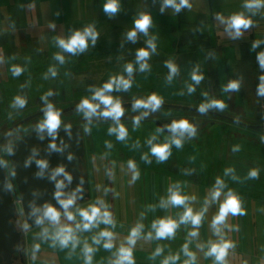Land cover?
<instances>
[{
    "label": "rangeland",
    "instance_id": "374dc122",
    "mask_svg": "<svg viewBox=\"0 0 264 264\" xmlns=\"http://www.w3.org/2000/svg\"><path fill=\"white\" fill-rule=\"evenodd\" d=\"M93 1H95L94 4H88V0H7L9 7L0 9V84H2V81L6 84V87L0 86V90H6L8 85H10L9 90H14L17 94L19 87L21 94L19 99L25 101L24 106L21 107V115L17 116L15 114L12 115L13 110L10 108L13 105L4 107L0 102V134L14 120L20 119L26 114L34 115L43 112L47 104L53 105L57 111L69 107H77L82 99H91L96 89L101 88L112 78H121L120 76L128 80L131 86L127 90L114 89L109 95L114 99H118L121 105L134 103L136 100H147L152 95L160 98L161 104L195 109H200L201 104L220 100L225 104L222 110L209 108L207 111L227 116L243 123H249L251 126H257L259 122L261 125L264 124V95L260 94L261 85H264V80L262 79L264 74L259 71L256 80L249 77L250 81H256L254 85L248 83V79L239 80L236 77L237 71L240 68L244 69L242 63V66L241 64L239 66L231 64L236 59L237 62L235 63L239 62L242 58L240 55L242 52H244V55L251 53L258 59L261 54H264V7L248 8L245 6L247 0H200L201 3L198 4L199 7H196L194 12L186 9L182 11L181 15H178L174 8L159 4L152 12L141 10V15L145 14L151 18L147 33L137 30V35L143 39H138V41L135 39L125 40L124 42L131 44L129 49L135 48L147 51L149 53L148 57L145 60H138V57L134 56L122 67L125 71L104 76V81L102 82L89 81L85 85L87 87L79 88L80 86L67 83L65 80L67 74L61 73L66 72L64 49L60 48L56 42L52 41L51 45L48 40H39V38L52 27L65 32V40H68L66 37H70L67 35L73 29L77 30V32H82L83 29L92 26L94 31L102 28L106 35L115 33V28H124L121 16H105L104 8L100 4L97 5V0ZM122 1L125 2L126 7L121 6L118 11L131 10L130 2L132 0ZM128 1L130 2L126 3ZM212 1L222 2L223 4L209 8L208 6ZM69 2L71 3L69 4ZM225 2H230L232 5L224 6ZM153 12H156V14H153ZM186 12L193 19L191 21L193 25L190 28V25L184 24L188 18ZM18 13L21 15L20 21L17 17ZM237 15H242L243 18L251 21V25L248 28L240 29L239 36H236L235 29L230 27L231 18ZM194 26L195 30L199 32L198 34H202L201 38L198 36L188 38L189 36L184 37L181 33H177L178 30H192ZM21 31H29V38L32 42L21 40ZM181 36H183L182 39L180 38ZM236 40L238 41L237 43L245 44L243 45L244 48H235L233 41ZM112 42L115 43V41ZM149 42L155 46L154 50L149 46ZM248 45L249 49H247ZM51 48H53L52 51L50 50ZM5 51L10 52L11 65H9V58L1 55ZM136 52L138 54L139 51L136 50ZM57 55L63 57V62L56 59ZM67 58L68 61H72V57ZM86 61L87 68L94 66L91 58H85ZM142 64L147 65L143 70L141 69ZM169 64L176 68L174 74L170 71ZM128 65L132 66L133 70L131 73L126 71ZM224 69L235 70L226 72L223 71ZM53 73H55L56 77ZM193 74L202 77L198 84L192 79ZM251 77H255L254 74ZM231 83H236L238 88L230 89L228 86ZM190 87L194 91L189 92ZM48 93H51V95H47ZM45 96H47L46 101L44 99ZM93 102L95 103V101ZM123 109L124 115L120 118L119 124L126 129V138L119 140L117 133H109L110 128L117 127L116 122L110 118L111 123H106L104 126L98 125L92 129L93 138L100 142V144L94 143L93 148L99 149L100 147L101 149V147L105 146L108 149L107 152L94 161V155L97 152L91 153L88 151L87 153L85 150L84 158L89 164H92V170L97 172L100 171L97 168L101 161L109 160L115 163L116 172H118L117 176L121 178V186L117 188V194H120L123 198L124 188L128 189L129 194L133 188L134 175L138 173L137 178H140V172L130 168L129 162H133L136 167L144 166L143 162L146 159H143L142 162L140 154L142 153L144 158L151 153L152 145H159L154 140L159 133L155 128V122H152V116L159 122H163L167 127L173 121L187 120L195 128V133L197 130L209 128L213 123H216L199 138L200 144L203 146L201 152L196 153L195 150L194 158L190 157V154L188 155L190 157L189 160L192 162L195 156L199 155L198 159L200 161L210 164L211 160H215L219 139L220 145L231 146L237 153L241 152L239 159L242 160L243 166L238 170V173L230 171V176L242 182V189L238 190L239 187L234 186V190L227 191L226 194L229 192L234 194L238 198L244 213L246 215L249 213L253 217L257 214L259 216V225L261 227L264 226V199H260L261 196H264V178L262 174L264 168H262L261 163L258 168L255 166L257 160H264V129H249L225 119L179 109L159 108L156 111L144 108L137 110L133 108ZM145 112L147 115H144ZM8 113H10V117ZM137 117H140L138 124L135 123ZM59 118V128L65 127V125L72 122L80 121L83 123L80 125L87 129L85 126L88 124L85 123L90 121V119L85 118L84 112L81 110L60 114ZM98 118L103 119L104 117L96 115L91 117V120ZM148 118L150 120H147ZM124 119L130 120L122 121ZM43 120L44 115L33 118L21 126V132L38 127ZM201 132L199 131L198 134ZM232 132L250 137L251 140L247 141L246 138H242ZM149 140L152 141V145L148 143ZM113 149H117V152H121V155L114 153ZM223 149L219 159L221 160V166L224 162ZM231 156L232 159L235 158L234 155ZM157 168L158 171L163 170L160 165ZM170 169L177 171L179 162H175ZM205 169L208 170L207 167ZM221 170L222 168L219 169V172ZM252 172H256V175L252 176ZM122 175L127 176L125 186L122 183ZM148 176L150 179L149 174ZM186 176L187 178L192 177L194 187L190 188L189 191H184V193L190 192L194 197L196 193L199 194L198 185H202L204 189H207L205 180L199 178V176H196L195 179L193 178L194 174ZM90 180L94 182L100 181V179L94 178H90ZM167 184L166 188L178 190L174 183L167 182ZM206 191L210 193L209 190ZM91 192L92 195H96L93 190ZM139 195H141L140 191H138V197ZM244 195L248 198L245 197L243 200L241 197ZM129 199L130 197L127 201L128 209L132 206ZM120 202L122 205L120 208L123 211L125 209V200ZM101 203L107 205L106 200L99 198L98 195L91 198V204L100 205ZM74 216L75 220L69 221L64 213H61L59 224H53L48 220L36 228L26 229L23 233L24 253H22V257L24 263L26 261L27 264H58L54 260L56 256L76 257L72 251H75L77 246L73 248L69 247L71 245L69 244L68 247L62 248L58 241L52 239L60 227L69 226L73 228L74 226L75 229V225L81 222V217L76 214ZM251 223L256 224L254 218ZM74 234L80 239L76 232ZM96 234L98 235L99 233L96 231ZM36 241L40 243L41 248L34 247V242ZM91 263L93 264L94 260H91Z\"/></svg>",
    "mask_w": 264,
    "mask_h": 264
},
{
    "label": "crops",
    "instance_id": "0c3cea01",
    "mask_svg": "<svg viewBox=\"0 0 264 264\" xmlns=\"http://www.w3.org/2000/svg\"><path fill=\"white\" fill-rule=\"evenodd\" d=\"M91 1L93 0H88L87 3H95V1L92 3ZM107 2L108 0H97V5L100 4L104 8V5ZM129 2L130 1L126 3ZM178 2L179 0H177V3ZM70 3L71 2H69V4ZM200 3V0H189L190 7L182 8L180 12H178V15H181L182 11L186 9L194 12L196 7H199L198 4ZM17 4L19 6V2ZM130 4L131 10L129 11L119 10L115 14H109L104 11L105 16H121L123 21L122 26L124 28H115V33L106 35L104 34L103 29L99 28L98 30H95V33L97 34L95 42L93 43V41L89 38L87 42L88 46L83 52L78 51L73 54L64 50L66 57V72L61 73L67 74V78L65 79L67 83L74 86H80L79 88H84L89 81L102 82L104 81V76L125 71L122 67L125 66L131 58L137 56L136 50L139 51L141 49H129L131 44L124 41L130 40L128 39V33L134 30L136 31V37L134 39L137 41L138 39H143L141 36L137 35L135 21L140 18L142 13L141 10H148V12H152L154 8H157L158 4L164 6V0H132ZM221 4L223 3L212 1L208 7H218ZM224 4V6L232 5L230 2H225ZM118 5L119 9L121 6L126 7L125 2L122 0H118ZM7 7H9L7 0H0V9ZM153 14H156V12H153ZM186 14L188 18L184 24L190 25V28L193 25L191 23L193 19L187 12ZM17 17L20 21V13L17 14ZM89 28L93 29L92 26ZM84 30L85 29H83L81 33H83ZM76 32L77 30L73 29L67 35L70 37H66V39H70ZM177 33H181L184 37L189 36L188 38H193L195 36L201 38L202 36V34H198L199 32L195 30V26L192 30H178ZM64 36H66L65 32L61 29H57L56 27H52L48 32L43 34L39 40L45 39L48 40L49 43L52 41L57 43V40L64 39ZM183 36L180 38L182 39ZM21 40L31 41L29 38V31H21ZM112 41H115V43ZM119 41L120 43H118ZM233 42L235 48H244L243 45L245 44L237 43V40ZM250 43L252 45V41ZM247 49H249V45ZM50 50L52 51L53 48ZM105 50H107L106 53H104ZM243 53L244 52L240 54L242 57L244 56ZM247 56L255 59L256 66L261 64L258 63L260 59H258L255 55L248 53ZM67 57H72V61H68ZM87 57L91 58L93 61L94 66L91 68H87V61L85 62V58ZM232 62L231 64L237 65V63H235L237 62V59ZM230 70L231 69H224L223 71L230 72ZM233 70L235 69H232L231 71ZM152 118L153 120H156L154 119V116H152ZM124 120L126 121L130 119ZM147 120L150 119L148 118ZM215 124L216 123H213L211 126H214ZM211 126L209 128H211ZM209 128L203 129L200 134L197 133L198 135L196 138H191L192 136L185 134L182 138L184 142H182V146L179 148L176 147L175 144L171 143L173 137L165 138L161 136L160 133L156 135L154 140L157 144L162 145L168 143L170 145V155L167 160L158 162L157 158L153 156L152 153L148 154L144 158L141 153L142 162L143 159H146L143 162L144 166H135L133 168L135 171L140 172V178L133 180V188L130 190L129 194L128 189L124 188L123 198L120 194H117V188L121 186V178L120 176H117L118 172H116L117 168L115 167V163L109 160L105 162L101 161V164L97 168L100 169V171L97 172L95 170L93 171L91 168L92 164L87 162L88 168L92 170V177L100 179L97 183L102 184L103 186L101 187H104L103 189L98 187V197L106 200L107 208L112 214V220L114 221L115 227L113 225H105L101 223L98 227H93L89 231H83L81 229H74L73 226L74 232H76L78 237H80L75 251H72L76 257L69 258L56 256L54 260L58 264H85L84 246L87 244L93 249V252L91 253V260H94L93 264H113V262L117 259L118 249L121 245L127 246L126 241L131 230L137 225H142L141 235L136 240V243L132 248L134 264H163L165 259L175 256H178L179 259L170 261V264H184V261L188 259L183 252L185 244L188 245V250L195 254V264H215V258L212 256H206V253L210 246V242L218 243L221 236L223 239L230 241L233 244V247L228 250V255L225 258L227 264H264V226L261 227L259 225V216L257 214H255L254 217L252 215L250 216L249 213L247 215L245 213L243 215L229 214L224 224L220 225L221 236H217L214 232L212 221L219 211L220 204L224 201L227 195L226 192L233 191L234 186H238V190L242 189V182L233 179L232 176H230V171L238 173V170L241 169L243 165L242 160L239 159V154L241 152L237 153L231 148V146L225 147L222 144L220 145V139L216 147L215 160H211L210 164L202 160L200 161L198 159L200 156L197 154L192 162L189 160L191 156L194 158L195 150L196 153L201 152V148L203 146L200 144L199 138L202 137ZM232 133L239 135L242 138H246L247 141L251 140L250 137H245V135L238 134L237 132ZM93 141L100 144V142L94 138ZM222 149L224 150V162L221 166V160L219 159L222 155ZM107 150L108 149H106L105 146L101 147V149L100 147L99 149L91 147L86 149V152H97V154L94 155L95 161L96 158H101V155L107 152ZM113 152L121 155V152L118 153L117 149H113ZM189 154L190 157L188 156ZM231 155H234L235 158L232 159ZM175 162H179V169L177 171L170 169L173 167ZM260 163L262 168H264V160H257L255 166L258 168ZM157 165H160L163 170L161 169L162 171H158ZM204 167H207L208 170ZM221 168L222 170L219 172V169ZM148 174L150 175V179ZM191 174H194V179L196 176H199V178L205 180L207 185V189H204L202 185L196 184L198 185L199 194L196 193L194 197L190 192L184 193V191H189L190 188L194 187V180H192V177L187 178L186 176ZM262 174L264 178V171ZM126 181L127 176L122 175V183L124 186L127 183ZM217 181H220V184H218ZM167 182L174 183V186L176 185L181 195L189 197L190 199L187 201V206L191 207L194 213L203 212V217L198 227H194L191 223L179 224V227L176 229L172 238L156 239L155 231L152 228L154 221L163 218H171L179 221L181 215L185 211V206H172L170 204L162 206L161 201H167L169 196V189L166 188V186H168ZM217 188H221V195L219 198L213 199L212 194ZM206 190H209L211 194L207 193ZM138 191H140L141 194L139 197ZM129 197V200L132 203L130 209L127 208V201ZM245 197L246 195L241 198L244 200ZM260 199H264V196H261ZM121 200H125V209L123 211H121L122 209L120 208L122 206L120 202ZM89 205H92L90 197L80 204L77 203L76 205L71 206L69 211L78 215L79 209L87 208ZM60 213H64V210ZM253 218L256 223L255 225L251 223ZM103 230H108L112 233L113 247L111 249L104 248L103 239L100 244L93 243V237L98 236L96 231L100 233ZM192 231H196L198 234L196 236H191L190 232ZM150 232L152 233V238L149 239L148 234ZM37 246L38 248H41L38 241L34 242V247L37 248ZM70 246L72 247V245H69V247ZM157 248L161 249L159 255H156ZM22 251L24 253V245ZM19 264L27 263L26 261L24 263V259L22 257Z\"/></svg>",
    "mask_w": 264,
    "mask_h": 264
},
{
    "label": "clouds",
    "instance_id": "9594fccd",
    "mask_svg": "<svg viewBox=\"0 0 264 264\" xmlns=\"http://www.w3.org/2000/svg\"><path fill=\"white\" fill-rule=\"evenodd\" d=\"M165 7H172L175 9L176 12H180L182 8L190 7L189 0H164ZM248 8H259L264 7V0H247L245 5ZM118 0H108V2L104 5V11L109 14H115L118 11ZM151 24V18L148 15L142 14L139 19L135 21V29L147 33V30ZM251 25V21L243 18L242 15H237L231 18L230 20V27L235 29V35H240L241 28H248ZM136 37V31H131L128 33V39L134 40ZM91 39L93 43L97 38V34L92 28H86L83 33L76 32L70 39H58L57 43L60 48L64 49L67 52L75 54L76 52H83L88 46V39ZM149 46L153 48L154 45L149 42ZM149 53L143 49L139 50L137 57L138 60H145L148 57ZM57 60L63 62V57L60 55L56 56ZM261 66L264 67V54H261L259 57ZM146 64L141 65V69L143 70L146 68ZM168 67L170 71L174 74L176 72V68L169 64ZM132 66L128 65L126 71L128 73L132 72ZM55 75V73H53ZM192 79L198 84L202 79L201 76L193 74ZM264 79V78H262ZM130 82L128 80L121 78H112L107 83H105L101 88L96 89L94 91L93 96L91 99L85 98L82 99L80 104L78 105V109L84 112V116L86 119H90L93 116L99 115L104 118H111L114 122H116V128H110L109 133H117V138L119 140H123L126 138V129L123 125L119 124L120 118L124 115V109L121 105V102L118 99H114L109 93H111L114 89L115 90H127L130 87ZM230 89H237L238 85L236 83H231L228 86ZM194 91L193 88H189V92ZM260 94L264 95V85H261ZM47 95H51L48 93ZM45 101L47 100V96L44 97ZM95 101V103L93 102ZM17 104L20 107H23L25 101L17 98ZM161 99L158 98L156 95H152L148 97L147 100H136L133 104V109L137 110L140 108L144 109H151L152 111H156L161 106ZM101 105H103V111L98 112ZM225 104L223 101L220 100H213L208 104H201L200 111L205 112L209 108H217L223 109ZM44 120L43 122L38 125V131L44 132L47 131L49 136H53L57 129L60 126V118L59 112L54 109L53 105L47 104L46 109L44 110ZM144 115H147L145 112ZM140 117L135 119V123L138 124ZM168 131L173 134V139L171 141L172 144H175L176 147L182 146V138L187 134L188 136L195 135V128L187 121V120H180V121H173L171 125L168 126ZM152 145V141L149 140L148 142ZM53 150L56 149V145L52 144L50 146ZM170 145L168 143L162 145H152L151 146V153L153 156L157 158L158 162H163L167 160L168 156L170 155L169 152ZM71 159V157H69ZM38 167L41 169L40 172L37 173V176L43 175V170L47 168L46 161H37ZM129 167L134 168L135 165L133 162H129ZM63 175L64 178L70 183L72 177L65 172L63 167H59L55 170L53 176L51 177L55 180L56 176ZM252 176L256 175V172L251 173ZM138 177V173H136L133 179ZM220 184V181H217ZM58 189L56 193V197L59 200L62 193L59 189L64 187L63 181H59L56 184ZM213 199L219 198L221 195V191L217 188L213 192ZM190 198L187 196H183L180 194L178 190L169 189V196L167 201H161L162 206L172 205V206H185V211L181 215L179 221L173 220L171 218H163L157 221H154L152 224V228L155 231V238L156 239H165V238H172L175 234L176 229L179 227V224H186L191 223L194 227H198L201 223V219L203 217V212L194 213L191 207L187 206V201ZM60 203L64 209V215L69 221L75 220L74 214L69 211L70 207L75 203V194L70 196L68 199L60 200ZM243 215L244 212L241 209L240 202L238 198L229 192L224 201L220 204L219 211L217 215L213 218L212 227L214 232L217 236H221V228L220 225L224 224L228 215ZM78 215L81 217V222L75 225L76 229H82L84 231H88L93 227H98L99 224L103 223L105 225H113L114 221L112 220V214L108 210L107 205H96L92 204L89 205L87 208L79 209ZM44 216L48 218L50 222L53 224H59L61 213L58 212L51 206H45L44 208ZM37 223H41L40 219H37ZM142 225H137L134 227L129 237L127 238L126 244L127 246L121 245L118 249L117 259L113 262V264H134L132 248L136 243V240L141 235ZM198 233L196 231L190 232L191 236H196ZM148 238H152V233L148 234ZM54 241H58L59 245L62 248L68 247L69 244L72 245L73 248L77 246L79 243L78 238L74 234V229L69 226L60 227L55 235L52 237ZM104 240V248L111 249L113 247L112 243V233L108 230L101 231L97 237H93L94 244H100L101 240ZM233 247V244L230 241L221 239L218 243L210 242V246L206 253V256H212L215 258V264H227L226 256L228 255V250ZM38 248V246H37ZM161 249L157 248L156 255L160 254ZM93 249L85 244L84 246V254H85V264H91V253ZM184 254L188 257L187 260L184 261V264H195V254L188 250V245L185 244L183 247ZM179 259L178 256L169 257L163 261V264H170V261H175Z\"/></svg>",
    "mask_w": 264,
    "mask_h": 264
},
{
    "label": "water",
    "instance_id": "95a60500",
    "mask_svg": "<svg viewBox=\"0 0 264 264\" xmlns=\"http://www.w3.org/2000/svg\"><path fill=\"white\" fill-rule=\"evenodd\" d=\"M133 104H122V107L133 108ZM160 108L204 113L205 115L228 120L245 128L264 129V125L251 126L227 116L209 111L201 112L195 108L167 104H161ZM76 110H79L78 106L69 107L58 112L59 114H65ZM103 110V107L98 109V111ZM44 114L43 111L28 116L15 126L22 125ZM155 126L162 131H168L158 123H155ZM182 142L184 141L182 140ZM52 144L56 145L55 150L50 147ZM83 147L82 129L79 126L60 127L53 136H49L47 131L39 132L38 130L25 135L8 152L9 178L14 182L17 190L14 195L9 188L6 173L0 160V254L6 252L8 255H12L14 245H18L19 239H21V245H24V242H22L24 228L33 229L48 221V218L44 216L45 206H51L61 212L64 209L60 200L68 199L75 194V198L80 197L77 202L80 204L89 197L88 194L84 193L88 189V180L80 176L76 169V163L83 156ZM41 160L47 162V168L43 170V175L38 177L37 173L41 169L38 167L37 161ZM59 167H63L65 172L72 177L70 183L63 175L56 176L55 180L51 178ZM59 181H63L64 187L59 189L62 195L58 200L56 197L58 191L56 184ZM18 213L21 215V231L17 230L14 225V222L18 220ZM37 219H40L41 223H37Z\"/></svg>",
    "mask_w": 264,
    "mask_h": 264
},
{
    "label": "flooded vegetation",
    "instance_id": "af4514ba",
    "mask_svg": "<svg viewBox=\"0 0 264 264\" xmlns=\"http://www.w3.org/2000/svg\"><path fill=\"white\" fill-rule=\"evenodd\" d=\"M9 53L10 52L5 51V52L1 53V55L7 56L9 58ZM8 60L10 62L9 65H11L10 58ZM40 66H41V62H40ZM0 86L6 87L3 84H0ZM20 95L21 94L19 92V87L17 89V94L14 92V90H11V91L9 90L8 92H7V90H4V91L0 90V102H1V104L2 103L6 104L5 107H8L9 105H13V107L10 108L11 110H13L12 115H14V114L16 116L21 115V107L16 102L17 98H19ZM101 107H103V106H101ZM98 112H100V111H98ZM29 115H31V114H26L25 116L21 117L20 119L14 120L10 125L5 127L2 131V133L0 134V160L3 164L4 170L6 173V178L8 180V185H9V188H10L13 195H14V193L15 194L17 193V190H16L14 182H12V180L9 178L10 170H9L8 152L12 148V146L15 145L19 140H21V138H23L25 135L38 130V127H35L33 129L27 130L25 132H21V126H23L25 123L29 122L30 120L25 122L22 125L15 126L17 123L21 122L24 118H26ZM8 116L9 117L11 116L10 113H8ZM122 121H125V120H122ZM111 122L112 121H110V118H103V119L98 118L96 120H91V118H90V121L85 123V124H88L87 126H85L87 129L83 128V126L80 125V124H83L80 121L76 122V123L72 122L68 125H65V127H67V126H79L82 129V138H83V146H84L83 147V156L81 157V160L76 163V169H77V172L80 174V176H83L88 180V189L85 190L84 193L88 194L90 198H94L95 196H97L98 195L97 192L99 193L98 187L100 188L103 185L98 184L97 182L90 180V178H94V177H92V174H91L92 170L89 169L87 166V163H86L87 161L84 160L85 150L93 147V144L95 143L93 141L92 129H94L95 126H98V125L104 126L106 123H111ZM152 122L158 123L159 125H161L162 127H165V129L168 130V127L163 122H159V120H153ZM259 123L257 124V126L261 125ZM245 124L249 125L248 123H245ZM13 126H15V127L12 128L11 130H9ZM155 128L158 130L157 132L160 133L161 136H163L165 138L173 137V134L170 131L169 132L168 131L167 132L162 131L156 126H155ZM199 131H202V130H197L195 135L192 136L191 138H194V137L196 138L198 135L197 133ZM94 179H97V178H94ZM101 188L103 189L104 187H101ZM91 190H93L96 195H92ZM87 199H85V200H87ZM79 200H80V197L79 196L76 197L75 203H77ZM17 216H18V220L16 222H14L15 223L14 225L17 227V230L21 231V215L18 213ZM25 230L26 229L24 228L23 232ZM22 242H23V240H22ZM22 249H23V245H21V239H19L18 245L17 244L14 245V250H13L12 255H8L6 252H3L0 254V264H19L21 262V258H22V253H23Z\"/></svg>",
    "mask_w": 264,
    "mask_h": 264
},
{
    "label": "trees",
    "instance_id": "16d2710c",
    "mask_svg": "<svg viewBox=\"0 0 264 264\" xmlns=\"http://www.w3.org/2000/svg\"><path fill=\"white\" fill-rule=\"evenodd\" d=\"M243 64V66H244V69H241L240 68V70H238L237 72H238V74H237V78L239 79V80H246V79H248V83H251V84H256V81H253V80H256L257 79V75H258V73H259V71H261V73L262 74H264V67H262L261 66V64H259V66H256L255 65V59L253 58V57H249V56H247V55H244L241 59H240V61L237 63V65L239 66V64ZM258 63H260V61L258 62ZM242 64H241V66H242ZM250 74H249V73ZM249 74V75H248ZM252 74H254V76L255 77H251L252 76ZM249 77H250V79H252L253 78V80H249ZM264 80V79H263ZM2 84L3 85H5L6 86V84H4V82L2 81ZM246 85V84H245ZM11 86L10 85H8V88L6 89L7 90V92L9 91V88H10ZM2 105L5 107V105L6 104H3L2 103ZM249 124V123H248Z\"/></svg>",
    "mask_w": 264,
    "mask_h": 264
}]
</instances>
